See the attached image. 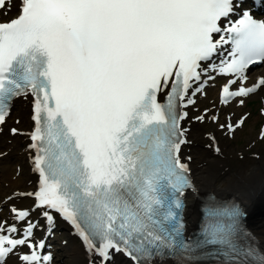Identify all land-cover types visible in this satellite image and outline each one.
<instances>
[{
	"label": "snow or ice",
	"instance_id": "obj_1",
	"mask_svg": "<svg viewBox=\"0 0 264 264\" xmlns=\"http://www.w3.org/2000/svg\"><path fill=\"white\" fill-rule=\"evenodd\" d=\"M252 7L264 0H0V131L16 102L29 101L38 176L22 194L34 207H13L18 223L0 222V264H54L47 239L57 216L89 264H112L116 254L189 264L208 248L221 264H264L239 204L211 210L196 238L185 236L183 217L195 191L190 125L210 118L231 137L247 119L190 115L211 73L226 80V107L264 91V76L250 84L247 74L264 64V18ZM36 210L44 225L31 218Z\"/></svg>",
	"mask_w": 264,
	"mask_h": 264
},
{
	"label": "bare ground",
	"instance_id": "obj_2",
	"mask_svg": "<svg viewBox=\"0 0 264 264\" xmlns=\"http://www.w3.org/2000/svg\"><path fill=\"white\" fill-rule=\"evenodd\" d=\"M11 14H15V9H13ZM211 75L214 76L216 73H211ZM222 85L217 83L216 77L215 80L208 81L205 87V93L198 94L196 97V106L188 109L190 115L194 117L201 114L205 109H208L210 99L215 91H217L218 103L216 110L218 111L219 107L222 106V104L219 103L220 88ZM211 108H213V106H211ZM12 113L14 114L12 119L8 120L6 127H2L3 130L0 133L1 143L5 144L11 153L8 154L6 160L9 162L14 158L17 164L20 165L21 174H23L26 180V187L21 192H33L37 187L38 176L32 171L29 150L27 149V145L30 141L25 134L31 131L30 102L23 100L17 101ZM17 120H19L20 123L17 124ZM256 122V119L252 121L250 127H248V131L251 127H254ZM190 127L192 129V138L195 143L190 149L186 150V154H191L193 156V161L190 166L195 191L187 200V206L185 208L187 223H193L198 217L197 205L194 198L202 196L205 193L213 194L215 197L221 199L233 197L243 206L247 213L254 211L247 221V229H249L255 237L259 248H264V225L256 218H253L259 206L258 201L264 197V159L253 162V164L247 168L233 165L231 161L234 160V157L239 155V151L233 152L230 149H225L223 152L222 147H227L224 139L221 138L218 143L221 149V153L219 154L214 151V147H209L208 145L203 146L211 142L209 140V134L215 136V124L212 123L210 118L204 124L194 122ZM12 128H18L23 134L12 137L9 134ZM212 128H214L213 131L211 130ZM221 154H224V156H222L221 160H218V156ZM0 172V176H2L4 172L3 168L0 169ZM15 185H17V183ZM16 196L20 198L18 194H16ZM10 204L16 205L15 208L19 210H29L34 207L33 199L25 195L21 200L12 198ZM12 216L14 218V214H12ZM31 218L34 221L38 219L41 224L38 210L32 212ZM60 235L63 239L67 240L66 252L70 259L69 264H89L88 253L85 251L84 246L78 240L70 237L66 230H63ZM112 264L114 263L112 262ZM163 264H170V262L165 261Z\"/></svg>",
	"mask_w": 264,
	"mask_h": 264
},
{
	"label": "rangeland",
	"instance_id": "obj_3",
	"mask_svg": "<svg viewBox=\"0 0 264 264\" xmlns=\"http://www.w3.org/2000/svg\"><path fill=\"white\" fill-rule=\"evenodd\" d=\"M216 95V91L214 93V96ZM259 98L260 96L256 97V99L252 100V101H257L259 102ZM236 108H231L228 110H225V112L227 111H235V118L233 119V121H235V119H239L240 116L242 114H246V113H250V115L247 117L246 122L243 126V128L237 130V132L235 133L234 136L232 137H224L225 132L220 130L218 131L216 128H218L217 125H215V133L218 136V141H220V139H224L226 145L229 146L230 149H233V151H240L241 155H240V160L239 161H234V165L238 164L241 166H246L249 164H252L253 162H258L261 161L262 159H264V139H260V137L258 136L260 133V122L263 121L262 118H260L258 115H256L257 113V109L259 108V104L257 105L256 103H249L247 106H236L235 104L233 105ZM237 107H241L240 109H238ZM215 112L211 113V115H213ZM223 110H221L219 112V115H222ZM13 116V115H12ZM257 118V123L256 126L253 128V133L252 135H249L245 129L248 128V126L252 123V120ZM212 128L211 130L213 131ZM219 143V142H218ZM210 144V143H208ZM237 144H239V146H241L239 148V146H237ZM207 144H204L203 146H205ZM226 148V147H225ZM222 149L224 150V147H222ZM252 155L259 157L258 159H254L252 158ZM222 156H224L222 154ZM220 158V159H219ZM218 160H221L222 157H219ZM261 204V203H260ZM264 211V203L261 204V206L259 207L258 212H256L258 215L255 217L261 224L264 225V215H262L261 217V213ZM254 212V211H253ZM255 213V214H256ZM58 264H66L64 263V261L58 263Z\"/></svg>",
	"mask_w": 264,
	"mask_h": 264
},
{
	"label": "water",
	"instance_id": "obj_4",
	"mask_svg": "<svg viewBox=\"0 0 264 264\" xmlns=\"http://www.w3.org/2000/svg\"><path fill=\"white\" fill-rule=\"evenodd\" d=\"M261 215H264V211L261 213Z\"/></svg>",
	"mask_w": 264,
	"mask_h": 264
}]
</instances>
